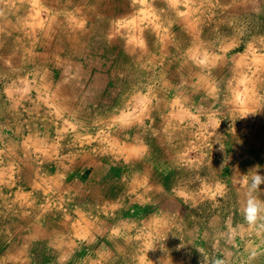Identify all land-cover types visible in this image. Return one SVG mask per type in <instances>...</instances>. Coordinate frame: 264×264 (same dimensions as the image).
<instances>
[{
  "label": "rangeland",
  "instance_id": "rangeland-1",
  "mask_svg": "<svg viewBox=\"0 0 264 264\" xmlns=\"http://www.w3.org/2000/svg\"><path fill=\"white\" fill-rule=\"evenodd\" d=\"M14 2L0 10V264H43L50 246L55 264H264V184L249 185L264 168L230 154L264 135V0L56 10V38L35 0ZM182 62L202 73L168 71ZM72 243L88 246L79 261Z\"/></svg>",
  "mask_w": 264,
  "mask_h": 264
},
{
  "label": "crops",
  "instance_id": "crops-1",
  "mask_svg": "<svg viewBox=\"0 0 264 264\" xmlns=\"http://www.w3.org/2000/svg\"><path fill=\"white\" fill-rule=\"evenodd\" d=\"M20 1H22V2H20V4L18 3V5L21 6V8H20L21 10H24V7L27 9L30 8L29 6L31 4V0H20ZM122 1H124V0H35L34 3L36 5L35 8H37L39 11H42V12H45L46 14H48V16L50 18V23L48 24L46 31L47 32H50V31L53 32L54 31V37H55V29H56L57 25L59 23H61L60 17L62 15L63 11L67 12L68 10H74V11L78 12L81 10L82 11L85 10V11L90 12L91 16H93L92 15L93 12H102V14H104L105 16L108 17V16H111V14L109 13L110 11L115 12V13L117 11H122V7H124V3H121ZM15 4H17V3L14 2V0H6V2L4 0H0V10H2V9L6 10V11L11 10V9H13V6ZM56 10L61 11V15L59 16V18L58 17L55 18V16H53V18H52L51 15L53 14V11H56ZM58 15H59V13H58ZM45 22H46V20H45ZM108 23H110V22H108ZM87 24H89V23L87 22ZM10 43H11L9 46L10 48L9 47H7L9 49L6 48V50L9 51V54H10V55H8V57L13 58L14 55L17 57L18 55L15 53V51H17L20 47L15 46L13 44V42H10ZM51 44H52L51 41L45 42V40L41 39V48L39 47V49L42 50L43 47H46L45 45L51 46ZM103 50L104 49H102V51ZM107 52H109V51L105 50V61H107V59H109V60L114 59V55L107 54ZM43 55L45 56L44 52L42 53V56ZM21 57L22 58L23 57H30V47H28V44H23V42L21 44ZM37 57H40V56L37 55ZM173 67H174V65H173V63H171V66L168 67L170 70H168V71L169 72L172 71V74L174 76H177V77L183 76V75L187 76V75H190V73L200 72V71H195V70H197V68L195 67V64H191V66H190L189 63H185V62L179 63L178 66L175 68H173ZM200 73H202V72H200ZM194 80L195 79L193 78L185 89V90H188L187 91L188 93L184 91L183 96H185V94H188L186 97L187 100H188V97H190V94L193 95V92L195 89ZM175 86H176V84H173L171 87H169L170 91H169V96H167V97L171 96L170 92L175 93L178 91V87L174 88ZM167 110H169V109L167 108ZM156 114H157L156 109H153V115H156ZM261 127H257L258 129L255 131L256 133L252 134V135H256V138L251 141L252 144H251L250 149L245 148L244 151L240 150V152H238V150H233L232 152H230V154L232 156L238 155V154H240V155L245 154V156L249 159H252L254 164L256 163V165H258V167L261 166L264 168V141L261 142L258 140L259 137L264 138V135H262V134L257 135L258 132L259 133H260V131L263 132ZM28 238L29 237L23 238V241H26V242L21 245L22 250L25 247L27 248L26 243H27V240H29ZM44 248L48 249L47 246ZM87 250H88L87 244H83L82 246H80L79 243H72L70 248H69V253H71V251H75V253H73L71 256L76 257V259H77L76 261H79L80 258H78V255H77L78 251L81 253L82 251H87ZM262 250H264V246H263ZM58 256L59 255L56 253V250H54V248L51 249V246H50L49 252L45 255V259H43V264H55V260H60V258L58 259ZM20 258L23 262L22 264H31L32 263V260L22 256V253L20 255ZM6 259H8V258H6ZM40 260H41V258L39 259V261ZM85 260L87 261V258H85ZM90 260H92V259H90ZM34 263H35V261H34ZM176 264H179V263H176Z\"/></svg>",
  "mask_w": 264,
  "mask_h": 264
},
{
  "label": "clouds",
  "instance_id": "clouds-1",
  "mask_svg": "<svg viewBox=\"0 0 264 264\" xmlns=\"http://www.w3.org/2000/svg\"><path fill=\"white\" fill-rule=\"evenodd\" d=\"M246 175L241 176V182L245 181ZM264 184V175L260 174L257 170L256 174L251 176L250 179V188L253 191H256L261 187V185ZM261 211L260 204L256 201L255 197H250L246 201L245 209H244V216L245 219L252 223L256 220L258 213Z\"/></svg>",
  "mask_w": 264,
  "mask_h": 264
}]
</instances>
